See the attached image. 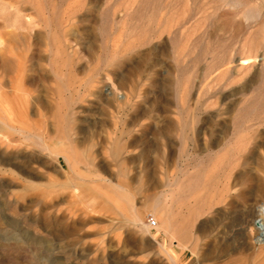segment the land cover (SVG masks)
Returning a JSON list of instances; mask_svg holds the SVG:
<instances>
[{"label":"rangeland","instance_id":"1","mask_svg":"<svg viewBox=\"0 0 264 264\" xmlns=\"http://www.w3.org/2000/svg\"><path fill=\"white\" fill-rule=\"evenodd\" d=\"M262 223L264 0H0V264H264Z\"/></svg>","mask_w":264,"mask_h":264},{"label":"built area","instance_id":"2","mask_svg":"<svg viewBox=\"0 0 264 264\" xmlns=\"http://www.w3.org/2000/svg\"><path fill=\"white\" fill-rule=\"evenodd\" d=\"M148 222H149V224H150L151 226H154V225H155V221H154L152 218H150V219L148 220Z\"/></svg>","mask_w":264,"mask_h":264},{"label":"bare ground","instance_id":"3","mask_svg":"<svg viewBox=\"0 0 264 264\" xmlns=\"http://www.w3.org/2000/svg\"><path fill=\"white\" fill-rule=\"evenodd\" d=\"M260 226L262 227V228H264V224L262 223V224H260ZM263 231V230H262Z\"/></svg>","mask_w":264,"mask_h":264}]
</instances>
